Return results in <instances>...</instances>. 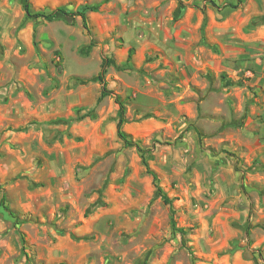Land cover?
<instances>
[{"label": "rangeland", "instance_id": "obj_1", "mask_svg": "<svg viewBox=\"0 0 264 264\" xmlns=\"http://www.w3.org/2000/svg\"><path fill=\"white\" fill-rule=\"evenodd\" d=\"M25 2L0 0V264H264V0H28L104 2L88 31Z\"/></svg>", "mask_w": 264, "mask_h": 264}, {"label": "trees", "instance_id": "obj_2", "mask_svg": "<svg viewBox=\"0 0 264 264\" xmlns=\"http://www.w3.org/2000/svg\"><path fill=\"white\" fill-rule=\"evenodd\" d=\"M104 2L93 4V5L86 4V5L78 7L74 11L67 10L64 7H58L56 9H54L53 11L44 13V12H32L30 9V5L28 3V0H26L25 6H24V12H25V18L32 20L33 23H38L40 21L53 22L56 20H63L65 22H69L71 19L79 18L81 20L82 27L86 31H88L87 14L98 12ZM239 4H240V0H236L235 4H231V3L225 4L223 6V8H232L233 9V8H237ZM93 45H94V42H91L89 46L92 47ZM106 63H107L106 60L102 61L101 70H100V73L98 75V79L102 84L100 98L112 95V92L107 88L105 80H104V75L106 73ZM114 103L118 107V110H117L118 111L117 112L118 121H117V125H116L117 137L121 141H123L126 145L134 146V147L139 149L137 142L130 139L129 136L122 129V126L125 123V120H124L125 109H124V105H123L122 101H120V97L114 96ZM143 166L145 168L146 173L151 176L154 188L159 193L164 205L167 206V208H168L169 216H170L169 217V224H170L171 229L174 231H177L179 233H184V230L181 228H178L176 225V217H175L176 212L172 206V201L164 194V192L162 191V189L158 185V178H157L156 174L150 169L146 160H143ZM5 201H6L5 195L2 194L1 202H2L5 210L8 211L9 214L13 218H16L15 214L13 212H11L7 206H5Z\"/></svg>", "mask_w": 264, "mask_h": 264}, {"label": "crops", "instance_id": "obj_3", "mask_svg": "<svg viewBox=\"0 0 264 264\" xmlns=\"http://www.w3.org/2000/svg\"><path fill=\"white\" fill-rule=\"evenodd\" d=\"M235 2H236V0H235ZM104 4H105V3H104ZM104 4H103V5H104ZM252 109H253V112H254V108H252ZM262 111H263V109H260V112H261V113H263ZM263 115H264V114H263ZM243 117H244V116H243ZM249 120H251L250 117H249V118L247 117V121H249ZM240 123H241V122H239V124H240ZM257 127L259 128V131H260L261 133L257 136L258 138H257V137H256V138H257L258 141H259V140L261 141V144H262L261 146L264 147V143H263V142H264V122L257 124ZM261 146H260V147H261Z\"/></svg>", "mask_w": 264, "mask_h": 264}]
</instances>
